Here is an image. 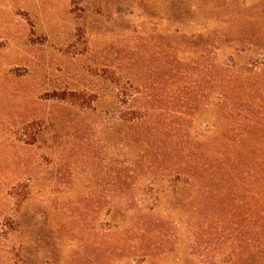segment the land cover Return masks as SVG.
I'll return each mask as SVG.
<instances>
[{
  "label": "rangeland",
  "instance_id": "1",
  "mask_svg": "<svg viewBox=\"0 0 264 264\" xmlns=\"http://www.w3.org/2000/svg\"><path fill=\"white\" fill-rule=\"evenodd\" d=\"M203 1L0 0V264H70L77 256L91 264H264V67L249 64L255 56L228 53L230 43L214 53L239 61L229 86L247 103L227 96L257 128L221 144V163L209 155L206 166L189 164L190 178L133 181L126 167L139 147L110 131L126 126L127 94L109 82L98 91L99 70L115 71L133 30L175 24L183 13L182 24H241L250 8L264 24V0H230L222 13ZM222 106H203L191 122L192 143L212 137L205 151L222 130ZM95 141L106 147L95 152ZM117 155L128 163L120 167ZM145 217L171 237L146 258L132 256Z\"/></svg>",
  "mask_w": 264,
  "mask_h": 264
},
{
  "label": "trees",
  "instance_id": "2",
  "mask_svg": "<svg viewBox=\"0 0 264 264\" xmlns=\"http://www.w3.org/2000/svg\"><path fill=\"white\" fill-rule=\"evenodd\" d=\"M202 3L221 13L228 5L231 8L234 6L230 0H204ZM248 12L238 17L241 24H182L185 20L181 19L187 16L183 13L182 18L177 17L175 24H162L161 28H148L147 31L133 30L124 41V48L122 44L119 46L115 71H109L108 77L106 70H99L103 86L98 91L107 88L105 84L109 82L120 85V89L127 94L126 126L120 131H110L120 141L122 139L123 144L131 148L139 147L137 157L126 167L133 181L146 174L151 180L156 173L176 175L178 180L181 175L190 178L186 172L189 164L206 166L209 155L221 163V157L227 150L221 144L238 143L245 138L244 134L257 128L254 125L256 122L248 114L243 118V105L233 107L228 99L231 96L234 99L240 97L239 101L247 103L239 96L242 90L238 85L231 86V89L229 86L233 78L237 81L233 69L238 67L239 61L235 63L232 56H228L219 62L217 55L214 56L218 52L223 55L225 52L222 49H230L232 44L234 50L228 53L255 56L249 60V64L264 67V24H258L260 12H254V8L248 9ZM213 25H225L226 29L207 32L206 29ZM122 81L123 84H120ZM227 90L231 96H227ZM68 96V99L74 100L76 94L69 92ZM205 105H223L221 113H216L217 118L223 120V127L210 143L208 151L205 149L212 137L204 138L200 145L190 141L191 122L198 118L197 114L207 111L203 109ZM259 110L262 111L261 108ZM208 131L205 128L200 136ZM105 143L95 141V152H101L106 147ZM199 151L202 154H198ZM124 158L125 155H117L116 164L120 166L127 162ZM98 161L103 162L104 159ZM101 171L110 174L107 168ZM113 176L118 182L122 179L120 172H114ZM140 224L135 231L140 233L142 241L131 246L129 253L146 258L147 248L164 249V242L171 237L168 230H163L148 217ZM259 244H264L263 236ZM70 264L91 263H84L83 258L77 256Z\"/></svg>",
  "mask_w": 264,
  "mask_h": 264
}]
</instances>
